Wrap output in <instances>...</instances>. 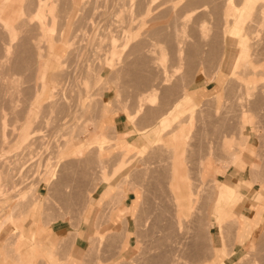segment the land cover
Instances as JSON below:
<instances>
[{
	"label": "rangeland",
	"instance_id": "374dc122",
	"mask_svg": "<svg viewBox=\"0 0 264 264\" xmlns=\"http://www.w3.org/2000/svg\"><path fill=\"white\" fill-rule=\"evenodd\" d=\"M261 2L0 0V93L4 88L8 95L9 83L10 96L14 95L9 110L0 105V260L14 259L16 244L24 238L23 224L37 212L38 219L68 221L69 241L59 242L67 257L80 225L85 232L81 264H159L161 256L163 264H222L220 257L231 244L241 250L229 264H236L243 253L252 262L261 245L256 244L264 240V202L258 225L240 219L236 224L227 214L232 198L226 194L217 202L215 194L221 193L224 180H238V189L244 180L251 184L250 189L241 186L244 196L237 207L260 186L264 194ZM230 31L237 35V45L234 38L228 45ZM235 55L241 60L230 69ZM14 56L19 71L9 78L3 74L9 73ZM192 92H198L194 99ZM104 93L114 94L117 108L112 111L124 113L127 122L142 121L141 126H132L130 133L136 134L127 138L138 148L145 145L142 131L158 133L160 123L173 115L165 129L168 133L161 138L166 140L179 126L185 127L182 167L198 200L181 222L169 188L170 166L175 177L180 176L175 174L172 151L148 131L151 144L145 138L141 150L122 148V135L112 133L107 121L111 113L100 106ZM122 95L127 101L120 102ZM190 104L195 105L185 111ZM127 106L134 110L132 114ZM24 130L33 133L28 143L20 137ZM230 130L234 136L241 130L247 138L246 147L238 149L241 168L228 167L234 143H224L223 138ZM209 145L219 160L224 151L230 154L223 160V173H216L210 158L203 175ZM252 161L261 164V177L255 182L247 166ZM112 170L118 181L113 190L123 196L126 190L132 192L126 204L134 197L127 216L111 215L120 204L104 199L109 195L106 189L88 210L89 193L95 198L110 186ZM252 171L257 174L259 169ZM214 220L221 238L217 244ZM4 225L8 231H2ZM36 226L26 232L30 238ZM126 230L130 252L121 255ZM210 231L214 246L221 248L216 252ZM48 233L46 226L45 237ZM113 237L115 245H111ZM44 245L35 247L49 253ZM50 248V258L57 262Z\"/></svg>",
	"mask_w": 264,
	"mask_h": 264
},
{
	"label": "crops",
	"instance_id": "0c3cea01",
	"mask_svg": "<svg viewBox=\"0 0 264 264\" xmlns=\"http://www.w3.org/2000/svg\"><path fill=\"white\" fill-rule=\"evenodd\" d=\"M263 0H259V2H261ZM262 3V2H261ZM15 56L13 57L12 59V62H10L9 64V67H8V70H9V73H5L3 75H7V77H11V72H12V75L14 77V74L16 71H19L18 69V66H19V63L18 61H15ZM17 68V69H16ZM5 77V76H4ZM8 95H4V94H7L5 93L4 91V88H3V91L0 93V105H2V107L6 110H9L10 108V103L11 101L14 99V95L12 94V97L10 96V91H11V86L9 85L8 83ZM3 93V94H2ZM113 96L114 94L113 93H110L108 96L104 94H102V99H101V103L102 105V110L107 112L109 111L111 113L110 116H107L109 117V119H107L108 121V124L109 126L112 128V133L116 134V135H122V148H128L129 150H141L143 149L145 146H146V140L145 138L147 139L148 141V137L146 136V131L149 132L151 138H153L156 134V139L158 140V143L162 146L164 145L165 147H169V149L172 151V157H173V167L175 168V174L176 176H180L179 177H182L183 176V180H180L181 178L179 177H175L174 175V172H173V169L171 168L170 166V170H169V175H170V181H169V188L171 190V193L173 195V200H174V203H175V207H176V213H177V219H178V222H181V220L186 217V214H189L191 213L194 208H195V203L197 202L196 200H198L197 198V190L195 192H191V189H190V184L187 182L188 181V173H186L184 171V168L182 167V164H183V161L181 160L182 157H183V152L180 151L182 145H184V140H185V127L184 126H179L178 129L174 132V134L170 133L171 135H169V137L165 139H162L161 136H163L164 134L168 133L166 129L167 127V123L170 122L172 119L175 118V116L173 115L171 118H169V120L167 121H164L163 122V125L160 123L159 127H160V130L158 131V133H154L153 131L154 130H150V129H147L146 131H142L141 132V135L144 137H142V139L145 141V145L144 146H141L140 148H138L134 143L132 142H129L127 140V138H129V136L133 135V134H136V133H130V130H132V126L134 127H137V126H141L142 125V121H134V123H130V122H127V119H126V116L124 115V113L122 112H118V111H112L111 109H113L114 107L117 108V106L114 104V99H113ZM122 99H120V102L122 101H127V97H123V95L121 96ZM124 98V99H123ZM14 101V100H13ZM195 104H190L189 105V109H186L185 111H190V109H192V106H194ZM197 105V104H196ZM183 106V105H181ZM180 106V108H181ZM188 108V107H186ZM126 111H129L128 114H132L134 112V110H132V107L130 106H127L126 108ZM127 114V115H128ZM165 118V117H164ZM167 118V117H166ZM163 119V120H166ZM244 126V123L241 125V127ZM241 134L243 135V132L241 130H239L238 132V136H234V134H232V131L230 130V134L224 136V143L225 142H229L231 141L232 144H233V158L230 162V164L228 165V167L230 165L232 166H236V167H240L241 168V165H242V159H241V156H242V153L238 151L239 147L240 148H245L246 147V141H247V138L246 136L243 135V137H240V138H244L242 140H240L239 136H241ZM15 137V135H13V138ZM134 139H137V137L135 136ZM149 144H151L149 141H148ZM223 143V144H224ZM223 146V145H222ZM234 147L235 149L237 148V151L234 152ZM121 148V149H122ZM224 151V150H223ZM210 152H212V155L210 154ZM217 153L215 154L214 151H213V147L209 145L208 147V151H207V156H206V160H205V163H204V171L203 172V175H205V169H206V164L207 162L209 161L210 158L213 159L214 161V165H215V168H216V173H223L226 169H223V160L228 157L230 154L227 152V151H224V158L223 159H218V157L216 156ZM118 165V164H117ZM116 165V166H117ZM248 166V170H250V179L254 180V182L256 180H259L260 177H261V172H260V168H261V164L259 163V161H252L250 164L247 165ZM253 168H258L259 169V172L256 174V172H253ZM114 170V169H113ZM112 170V172L110 173V180H109V185L110 186H104L97 194V196L95 198L91 197L90 193H89V196H88V199H87V205H88V210L91 212L92 211V207L91 205L93 203L96 204V201L98 199H102L101 197V194L104 192V190L106 189V191L109 193V195H106L104 196V199H110L111 201H116L117 203H119V207L115 210V211H111V215L115 216V215H121V216H127L128 214V210L132 207V202L134 200V197H131L129 199V203L126 204V200L129 196V194L132 192L129 191V190H126L124 192V196L119 193V191H114L113 189L117 186H118V181L116 182L115 180V176L117 175H114V171ZM202 172H200L202 174ZM256 176H257V179H256ZM215 179L217 180V176H215ZM219 181V180H218ZM238 180H234V181H220V185L221 184H224L226 185L227 187L229 188H232L234 190V195H233V198L231 200V204L229 206V209L227 211V214L229 215V220H233L235 219L236 217H238L240 214L242 215H245V216H248L250 217L251 214H252V211H250V208L249 206L247 205L248 202H251L253 201L254 203H256V198L257 196L259 197L260 196V192H261V186L259 187V189L257 190H254L251 195L248 197L247 195V203L246 200H244L242 202V205L238 206L237 207V204L242 201L241 198L243 197V193L238 189ZM104 184V183H103ZM99 185V184H98ZM97 185V186H98ZM115 185V186H114ZM219 185V186H220ZM92 190V191H95L96 187ZM218 186V187H219ZM203 198H206V197H203ZM91 199L93 200V202H91ZM107 200L103 201L100 206L103 205L104 202H106ZM264 202V201H263ZM92 203V204H91ZM210 205V204H209ZM236 206V207H235ZM257 207L258 209H260V202H259V199L257 200ZM89 212V214H90ZM31 214V213H29ZM125 218V217H123ZM49 219V218H47ZM124 220V219H123ZM44 221H48L46 226L49 228V233L46 237V239L48 240L47 241V244H45L44 246L47 247V248H50V246L54 249V255L55 257L58 259L57 262H55L53 259L50 258V256L48 255H52V251H51V248H50V252L47 253H43L41 250H40V256L39 255H35L34 251H35V241H33L28 235V233H26L27 231H30L35 228L36 225H38L40 223L43 224ZM127 221V220H126ZM198 223V221H197ZM213 223L215 224V233H216V244L218 243L219 239L220 238V233H219V223L214 220ZM9 229V226L8 225H4L2 226V231H8ZM70 229L72 230V227H70L68 221H66L65 219H62V218H53V219H49V220H46L44 217H40L38 219L37 217V212H36V215L33 219V216L30 217L27 221L24 222L23 224V228H22V231L24 232V234H22L24 236L23 239H21L19 241V243L17 244V249H16V255L14 256V259L13 260H8V261H3V260H0V264H81V257L83 255V252L85 251L83 249V243H84V240H85V232L84 230L80 227V225H78L76 228H75V231H76V235L74 236L73 240H72V244H71V249L69 250L70 252V255L69 257L63 255L64 254V247L63 246L64 244L60 243V240H68V237H67V234L68 232H70ZM211 229V228H210ZM112 230V227L111 229ZM127 232H129L128 230H126L124 232V237L122 238V240L120 241V244H121V247H120V254L122 255L123 251H124V254L128 255L129 252H130V243H129V239L127 238ZM21 234V233H20ZM19 234V235H20ZM116 240V239H115ZM114 240V237L111 239V245H115L116 241ZM69 241V240H68ZM67 242V241H66ZM210 242H211V245L213 247H215L214 245V240H213V237L211 235V231H210ZM221 242V240H220ZM110 243V241H109ZM88 245V244H87ZM86 245V246H87ZM68 246V245H67ZM4 247V246H3ZM11 247H13V245L11 244ZM7 248V247H6ZM7 251V250H6ZM1 255V253H0ZM131 258V257H130ZM129 258V259H130ZM162 258V257H161ZM66 259V260H65ZM163 260H165V258L163 257ZM163 260L161 259H157V263H162L164 262ZM42 261V262H41ZM162 261V262H161Z\"/></svg>",
	"mask_w": 264,
	"mask_h": 264
},
{
	"label": "bare ground",
	"instance_id": "6f19581e",
	"mask_svg": "<svg viewBox=\"0 0 264 264\" xmlns=\"http://www.w3.org/2000/svg\"><path fill=\"white\" fill-rule=\"evenodd\" d=\"M249 2H251V0H249ZM231 3H232V0H228V4H230L231 5ZM37 8H39V7H41V5L40 4H37ZM229 9V8H228ZM26 24V23H25ZM9 27V26H8ZM235 32V31H234ZM226 37H228L229 38V40H227V43H228V45H231L232 44V40H230L231 38H234L235 40H236V37H237V35H235L234 33H233V31H230L229 32V34H227V36ZM234 43H236V45L238 44V41L236 40V41H234ZM241 45V44H240ZM28 46V45H27ZM242 47V46H241ZM24 49V48H23ZM182 49V48H181ZM244 49H246V48H244ZM26 50V49H25ZM244 52V51H243ZM26 53H27V51H26ZM243 54V53H242ZM25 56V55H24ZM26 56H27V54H26ZM244 56H245V53H244ZM41 57V56H40ZM23 58V57H22ZM43 60V59H42ZM240 56H238V55H235L234 57H233V59H232V63H231V66H230V69H234V68H236V65L240 62ZM223 66L225 67V61H224V63H223ZM22 67V66H21ZM229 69V70H230ZM44 74H45V71H44ZM43 74V75H44ZM46 75V74H45ZM262 75H264V74H262ZM221 79V78H220ZM52 83H53V81H51ZM54 84V83H53ZM53 86V85H52ZM53 88V90H55V86L54 87H52ZM196 93H198V92H192V94H191V98L192 99H194L195 98V94ZM201 97V95L199 96V98ZM4 120V119H3ZM0 124H1V122H0ZM2 126H5V123H4V121L2 122ZM2 128H4L5 129V127H2ZM3 130V129H2ZM4 131V130H3ZM1 134V133H0ZM6 134V133H5ZM31 134H33L31 131H28V130H24V131H22L21 133H20V137H21V139L22 140H24V142L23 143H28V141H30V137H32V135ZM6 136V135H5ZM5 138V137H4ZM123 138H120L119 140H122ZM4 144V143H3ZM4 153V152H3ZM262 183V182H261ZM241 186H244V187H246V188H248V189H250L251 188V184L250 183H248L246 180H244L240 185H239V190L241 189ZM243 193V192H242ZM226 194H228V196L230 197V198H233V195H234V191L232 190V189H230L229 187H227L226 185H222V189H221V193L220 194H215L216 195V201L217 202H219L220 200H223V199H225V196H226ZM244 196V195H243ZM259 199V202H260V209H258V207H257V200ZM241 200H242V198H241ZM213 201V200H212ZM263 201H264V194H260V196L258 197L257 196V198H256V203H254L253 201H251V202H248L247 203V205L249 206V208H250V210L252 211V214H251V216L250 217H248V216H245V215H242V214H240L238 217H236L235 219H233V220H231L233 223H236L237 224V222H238V219H240L242 222L243 221H246V223L247 222H250V223H252L253 224V226H255V225H258V223L261 221V217H262V215H261V212H262V210H263ZM213 213H215V212H213L212 211V213L211 214H213ZM240 221V222H241ZM211 223V222H210ZM228 224V223H227ZM232 224V223H231ZM226 225V224H225ZM227 226V225H226ZM246 226V225H245ZM225 227V226H224ZM223 226H222V228H224ZM226 230V229H225ZM45 232H46V226L45 225H43V224H41V225H37L36 226V231H35V233H33V235L31 236L32 238V240L33 241H35V243L37 244V246L38 245H41V244H47V239H46V237H45ZM209 232V231H208ZM224 232V231H223ZM226 233V232H225ZM224 234V233H223ZM209 235V234H208ZM226 235V234H225ZM249 235V234H248ZM248 235H247V237H248ZM225 237V236H224ZM41 239H43V240H41ZM234 240V239H233ZM261 240V239H260ZM226 244H228V243H226ZM259 244H261L260 246H259ZM232 245V244H231ZM230 245V246H231ZM257 246H259L257 249H261L262 251H264V240L263 241H260L259 243H257L256 244ZM16 246H17V244H16ZM227 247H226V250H227V248H228V250H227V254H225V255H222L221 253H220V251H219V253L222 255V257H220V259L222 260L221 262H223L222 264H229V260L230 259H232L235 255H236V253H237V251L238 250H241L240 249V246L239 245H234V247H233V245H232V247H230V246H228V245H226ZM250 246H251V244L249 243L248 244V246H245V252L247 253V251L249 250V248H250ZM215 248V252H216V249L217 250H220L221 248L220 247H214ZM214 248H213V250H214ZM248 248V249H247ZM49 250H50V248H48ZM255 250V253H256V251L258 252L256 255H254L253 254V251L251 250L250 252H252V254L254 255V258L255 259H253L252 260V262H251V260L250 259H252V258H250V259H248L246 256H247V254H241L240 256H238L237 258H236V264H240L241 262H243V260H250V262L248 261V263H245V264H255L256 262H260V260H261V263H264L263 261H264V252H260L259 253V251L258 250ZM40 247H37L36 248V251H35V255H39L40 256ZM259 254V255H258ZM250 255V254H249ZM248 255V256H249ZM258 255V256H257ZM48 256H50V255H48ZM162 257V256H161ZM164 257V256H163ZM163 257L162 258H159V259H161V260H163ZM167 258V257H166ZM245 258H247V259H245ZM255 260H258V261H255ZM169 261V260H168ZM244 261V262H245ZM162 262V261H161ZM255 262V263H254ZM260 263V264H261ZM161 264H163V262L161 263ZM241 264H243V263H241ZM256 264H258V263H256Z\"/></svg>",
	"mask_w": 264,
	"mask_h": 264
}]
</instances>
